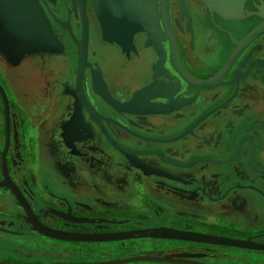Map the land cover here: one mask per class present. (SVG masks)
<instances>
[{"label": "flooded vegetation", "instance_id": "1", "mask_svg": "<svg viewBox=\"0 0 264 264\" xmlns=\"http://www.w3.org/2000/svg\"><path fill=\"white\" fill-rule=\"evenodd\" d=\"M40 1L63 49L20 62L0 49V263L82 261L63 246H232L52 239L2 184L5 168L55 230L264 243V0H167L172 35L160 0L162 36L142 29L124 47L103 39L94 0ZM122 212L129 221L112 225L125 227L97 229Z\"/></svg>", "mask_w": 264, "mask_h": 264}, {"label": "water", "instance_id": "2", "mask_svg": "<svg viewBox=\"0 0 264 264\" xmlns=\"http://www.w3.org/2000/svg\"><path fill=\"white\" fill-rule=\"evenodd\" d=\"M242 0H239L238 3H240ZM96 11L98 13V16L102 22L103 31L105 35V30L108 26L111 27L110 24H113L114 18H110L112 15H114L120 10L123 1L122 0H94ZM242 9L236 8V9H227V10H218L219 13L227 16V17H237L241 13ZM163 12L164 17L166 21L167 28L172 35L171 28L169 26L168 21V13H167V0H163ZM111 16V17H112ZM3 21V23H1ZM264 26V25H263ZM0 29L5 32V34H9L8 39H5L3 37H0V49L6 54H10V56L16 57L19 56L20 53H23L22 56L19 57V62L25 58L29 54L37 53V52H56L61 51L63 49V44L59 41L56 33L52 29L50 19L48 15L46 14L44 7L42 6L40 0H0ZM140 29H146L144 27H137L136 29L131 31V34L129 36V40L131 39V36L133 33ZM147 30V29H146ZM149 31V30H148ZM105 37L110 40H115L123 45L120 40L116 38H108L106 35ZM23 41L28 42H39L41 45L32 48V49H24L25 43ZM54 41L57 43H61V45H57ZM80 46V73L83 72L84 66L86 64V35H84L83 40L79 43ZM125 46V45H123ZM24 49V50H23ZM7 50V51H6ZM6 51V52H5ZM7 55V54H6ZM8 56V55H7ZM9 57V56H8ZM1 90L4 94L5 100H7L6 95L1 87ZM7 103V101H6ZM5 174H6V181H4L2 184H6L12 187L14 192L18 195L20 200L23 202V205L25 206L27 212L30 215V218L36 225V227L41 230L42 232L52 234L53 236H64V237H92L94 238L95 235L98 236H105L106 238L111 237H122V236H133L137 235L138 233H146V232H166L171 234H178V235H184L194 238H201L205 240H213L216 241L219 244H225V245H239V246H251L254 248H260L264 250V243H257L253 241H247V240H239V239H233L228 237H219L214 235H208V234H202V233H194V232H186L182 230H176L172 228H153V229H144V230H133V231H125L120 233H71V232H64L55 230L52 228H49L42 223H40L36 218L34 217V214L32 212L31 207L29 206L26 199L23 197L21 191L18 189L17 186L12 185L10 183V180L8 179V173L7 168H5ZM1 185V184H0ZM136 232V233H133ZM83 235V236H80ZM144 255H156V254H144ZM168 255L172 256H181L185 258V254L181 253H171L166 254L164 256H133L128 258H122V259H116V260H110V261H102V262H82V263H54V264H122L127 261H133V260H172V258H169ZM174 259V258H173ZM188 259V258H187ZM178 260V259H175ZM180 260V259H179ZM186 262L194 263V264H205L201 263L199 261H190L181 259ZM0 264H7V263H0Z\"/></svg>", "mask_w": 264, "mask_h": 264}, {"label": "rangeland", "instance_id": "3", "mask_svg": "<svg viewBox=\"0 0 264 264\" xmlns=\"http://www.w3.org/2000/svg\"><path fill=\"white\" fill-rule=\"evenodd\" d=\"M50 22H51L52 29L56 33L51 20ZM37 53H40V52H37ZM9 59L11 60V58ZM125 214L126 213L124 212L116 214V215H121V216L114 218V219H110V218L100 219L98 221L99 223H102V221H104V223L110 222L111 227L105 224H99L97 226L98 227L97 229L125 227L123 225H116V226L112 225V224L125 223L129 221V220L124 219ZM82 220L84 222H87L89 219L87 220L86 218ZM89 221L95 222L93 220H89ZM50 238L56 239V240H62V239L53 238V237H50ZM149 238L161 239V238H153V237H149ZM141 239H145V238L122 240V242L141 241ZM62 241H67L70 243H79V242L68 241V240H62ZM144 241H141V242H144ZM150 241L151 240H148L147 242H150ZM111 242H119V241H111ZM95 243H101V242H95ZM63 247L69 250H72V252L76 255H80L79 260L81 259L82 261L79 263L116 260V259L132 257V256L144 255V254H156L158 256H164L166 254H171V253L185 254V259L188 258L189 260H195V261H199L205 264H253L257 260L258 262L264 263V250L246 249V248H239V247H234V246H63ZM72 252L71 251H63V252L57 251L53 253V255L56 254V257L62 256V255L70 256L73 254ZM83 260H86V261H83ZM132 263L134 264H193V263H188V262H168V261H164V262L137 261L136 263L129 262L125 264H132Z\"/></svg>", "mask_w": 264, "mask_h": 264}, {"label": "bare ground", "instance_id": "4", "mask_svg": "<svg viewBox=\"0 0 264 264\" xmlns=\"http://www.w3.org/2000/svg\"><path fill=\"white\" fill-rule=\"evenodd\" d=\"M122 1H123V3L121 5V7L119 8L120 10L114 15V17L112 15H111L112 17L110 16V18H112V19L114 18V21H113V24H110L111 27L108 26L107 29L105 30V35L108 38H111V39L116 38V39L120 40V42H122L123 45H128L130 43L129 42V36L131 34V31L136 29L137 27H140L142 22H143L142 27L146 28L151 33H152V30H155V27H153L151 25V20L154 16L156 18V14H155L156 10L152 9V8H155L154 3L156 2V0H141V1H139V0H122ZM138 2H140L141 5H138ZM143 5H147L148 8L146 10V13L140 14L138 8L142 7ZM140 15L143 17L144 20L142 18H140ZM1 23H3V21H1ZM150 26L152 27V29ZM112 34L115 35L116 37H112L111 36ZM7 35L10 36L9 34H7ZM7 35L5 34V32L3 30L0 29V37L8 39ZM23 42L26 44L24 49H32V48H36V47L41 45L37 41H35V42L23 41ZM54 42L57 45H59V44L61 45V43H57L56 41H54ZM126 42H128V44H126ZM1 46H2V44H1ZM6 54L11 59H16V60L18 59L19 60V57L22 56L23 53H20L19 56H16V57L10 56V54H8V52H6ZM102 89L104 90L105 88L103 87ZM103 93L106 95V91H104ZM160 228L166 229L168 227H160ZM147 229H153V228H147ZM172 229H174V228H172ZM141 230H144V229H141ZM176 230H178V229H176ZM39 231L42 232L41 230H39ZM59 231H63V230H59ZM129 231H133V230H129ZM182 231L190 232L187 230H182ZM64 232H68V231H64ZM123 232H125V231H123ZM42 233L47 235V236L53 237V238H58V239L68 240V241H77V242H111V241H122V240H129V239H135V238L153 237V238H161V239H178V240L217 243L216 241H213V240H205V239H201V238H194V237H189V236H184V235L171 234V233H166V232H157V231L146 232L144 234L138 233L137 235H133V236H122V237H114V238L113 237L106 238L105 236H98V235H95L94 238H92V237H64V236H53L52 234H48L45 232H42ZM71 233H80V232H71ZM110 233H120V232H110ZM133 233H136V232H133ZM194 233H199V232H194ZM208 235H210V234H208ZM80 236H83V235H80ZM214 236H216V235H214ZM233 239H235V238H233ZM239 240H241V239H239ZM247 241H251V240H247ZM232 246L239 247V248H246V249L262 250L260 248H254L251 246H239V245H235V244H233ZM138 256H158V255H138ZM168 257L172 258V260H133V261H127L125 263L137 262V261L186 262V261L181 260V259H185V258H182L181 256H178V255H176V256L168 255ZM175 259H178V260H175ZM107 261H110V260H107ZM97 262H102V261H97ZM64 263H68V262H64ZM89 263H92V262H89ZM125 263H122V264H125ZM188 263H190V262H188ZM7 264H21V263H7ZM48 264H54V263H48Z\"/></svg>", "mask_w": 264, "mask_h": 264}, {"label": "crops", "instance_id": "5", "mask_svg": "<svg viewBox=\"0 0 264 264\" xmlns=\"http://www.w3.org/2000/svg\"><path fill=\"white\" fill-rule=\"evenodd\" d=\"M139 1H141V0H139ZM159 2H160V0H156V2L154 3V6H155V8H152L153 10H156V18H155V16L152 18V20H151V25L153 26V27H155V30H152V33L150 32V31H148L149 32V34L150 35H152L153 34V32L156 34V35H158V36H162V29H161V26H160V21H158V20H160V18H159ZM147 5H143L142 7H139L138 8V10H139V13L140 14H144V13H146V10H147ZM98 14V13H97ZM154 14V13H153ZM98 18H99V16H98ZM140 18H142L143 19V17L140 15ZM99 20H100V18H99ZM144 20V19H143ZM142 21V20H141ZM100 23H101V26H102V22H101V20H100ZM142 24H143V22H142ZM141 24V26L140 27H142L143 25ZM151 27V26H150ZM151 29H152V27H151ZM140 30H142V29H140ZM140 30H138V31H136L135 33H133L132 34V36H131V40H132V37H133V35L134 34H136L137 32H139ZM144 30H146V29H144ZM102 32H103V39L104 40H107V41H111V42H117V41H115V40H110V39H107L106 37H105V35H104V31H103V26H102ZM112 37H116L115 35H111ZM130 41V40H129ZM119 45H121V46H123L122 44H120L119 42H117ZM128 43V42H127ZM130 44V43H129ZM129 46V45H128ZM124 47V46H123Z\"/></svg>", "mask_w": 264, "mask_h": 264}]
</instances>
